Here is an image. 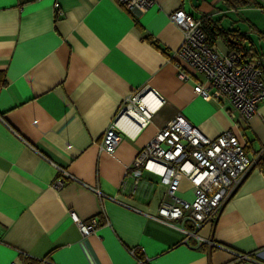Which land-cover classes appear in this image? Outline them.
<instances>
[{
	"label": "crops",
	"instance_id": "obj_1",
	"mask_svg": "<svg viewBox=\"0 0 264 264\" xmlns=\"http://www.w3.org/2000/svg\"><path fill=\"white\" fill-rule=\"evenodd\" d=\"M253 7L153 0L133 15L116 0H0V264H37L43 257L56 264H264L262 169L252 167L213 222L197 230L223 247L198 243L159 219L161 202L172 201L166 185L150 170L128 169L177 113L210 137L233 129L250 155L264 147V99L243 120L232 118L227 101L196 94L195 80L177 75L174 53L183 35L169 18L183 9L247 34L264 53L255 32L264 28L248 12ZM214 41L229 51L223 39ZM144 87L158 92L160 107L139 130L122 131L113 153L102 149L123 99ZM179 179L176 195L193 200L189 180ZM93 188L116 200L101 203ZM72 212L85 222L96 216L95 232L82 236Z\"/></svg>",
	"mask_w": 264,
	"mask_h": 264
},
{
	"label": "built area",
	"instance_id": "obj_2",
	"mask_svg": "<svg viewBox=\"0 0 264 264\" xmlns=\"http://www.w3.org/2000/svg\"><path fill=\"white\" fill-rule=\"evenodd\" d=\"M130 13L147 9L153 0H116ZM57 13L58 3H55ZM264 10V6L262 8ZM169 18L182 31V41L175 51L180 59L178 77L182 80L194 79V91L204 99H221L231 105L232 118L247 120L258 112L259 102L264 99V83L260 75L264 65V53L253 58L243 59L239 52L222 53L215 45L203 24L202 17H194L183 9H176ZM264 38V31L262 33ZM184 62L192 71L181 66ZM195 75V76H194ZM162 98L152 88L144 87L123 99L118 114L108 124L104 132L101 148L113 153L120 141V133L132 134L145 126L153 113L162 104ZM132 112L133 114H130ZM238 127L237 120L234 122ZM264 159V147L250 155L233 129L223 130L216 136H208L196 125L190 123L182 114L177 113L150 140L142 146L128 169L150 170L160 176L166 185L171 202H161L157 214L159 219L181 228L187 237L194 236L198 243L223 247L212 240L197 234V230L206 222H213L225 201L234 193L249 170ZM63 173L67 174L62 168ZM68 175V174H67ZM185 176L193 189L191 201L176 195L179 188V176ZM138 178L135 177L136 184ZM64 183L62 178L56 186ZM100 202L115 197L99 188H93ZM82 236L94 233L99 222L96 216L87 222L71 213ZM178 220V225L175 221ZM185 221L192 228L185 227ZM236 257L246 258L245 254L233 251ZM9 264H19L13 260ZM37 264H56L48 258L39 259Z\"/></svg>",
	"mask_w": 264,
	"mask_h": 264
},
{
	"label": "trees",
	"instance_id": "obj_3",
	"mask_svg": "<svg viewBox=\"0 0 264 264\" xmlns=\"http://www.w3.org/2000/svg\"><path fill=\"white\" fill-rule=\"evenodd\" d=\"M227 6L231 8H238L243 6H258L261 9L263 6L260 5V3L257 0H223ZM204 29L205 31L211 35V37L215 40L217 37H220L223 39L225 44L227 45L229 51L228 52H239L243 53L246 56H249L250 58H253L259 54H261L259 51H257V48L252 41L245 33H240L236 30H224L220 27H217L214 23L210 22L209 20H205L204 22ZM257 35H259L261 38L263 31H255ZM264 39V38H263ZM215 42V41H214ZM260 78L262 82L264 83V65L261 69V75Z\"/></svg>",
	"mask_w": 264,
	"mask_h": 264
},
{
	"label": "rangeland",
	"instance_id": "obj_4",
	"mask_svg": "<svg viewBox=\"0 0 264 264\" xmlns=\"http://www.w3.org/2000/svg\"><path fill=\"white\" fill-rule=\"evenodd\" d=\"M253 8L254 9H258V10L250 9L248 12H250L251 14H254V17H255V19H256L259 27L264 28V10H262V9L259 10V8H257L256 6L253 7ZM243 12H244L243 9L240 8L238 14L240 16H243L244 15ZM233 15L234 14H231V13L229 14V16H233ZM228 23H229V19L228 18H226L225 20H223L224 27L225 26L227 27L228 26ZM262 46H263V43H262Z\"/></svg>",
	"mask_w": 264,
	"mask_h": 264
},
{
	"label": "bare ground",
	"instance_id": "obj_5",
	"mask_svg": "<svg viewBox=\"0 0 264 264\" xmlns=\"http://www.w3.org/2000/svg\"><path fill=\"white\" fill-rule=\"evenodd\" d=\"M130 114H133L132 112H130Z\"/></svg>",
	"mask_w": 264,
	"mask_h": 264
}]
</instances>
